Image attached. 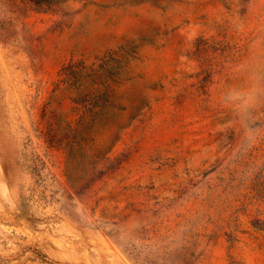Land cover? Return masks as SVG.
Wrapping results in <instances>:
<instances>
[{"label": "rangeland", "instance_id": "374dc122", "mask_svg": "<svg viewBox=\"0 0 264 264\" xmlns=\"http://www.w3.org/2000/svg\"><path fill=\"white\" fill-rule=\"evenodd\" d=\"M0 264H264V0H0Z\"/></svg>", "mask_w": 264, "mask_h": 264}]
</instances>
